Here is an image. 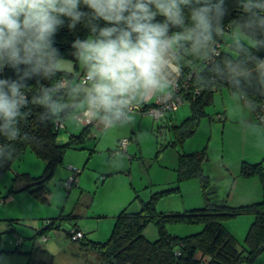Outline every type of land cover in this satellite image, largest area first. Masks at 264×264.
I'll return each instance as SVG.
<instances>
[{
	"label": "clouds",
	"instance_id": "clouds-1",
	"mask_svg": "<svg viewBox=\"0 0 264 264\" xmlns=\"http://www.w3.org/2000/svg\"><path fill=\"white\" fill-rule=\"evenodd\" d=\"M235 8L233 17L226 0H0V74L14 73L0 75V166L38 143L22 127L34 108L36 127L115 133L141 105L173 98L182 79L197 94L226 88L241 127L264 132V0ZM78 25L88 34L65 58L55 37Z\"/></svg>",
	"mask_w": 264,
	"mask_h": 264
},
{
	"label": "rangeland",
	"instance_id": "rangeland-1",
	"mask_svg": "<svg viewBox=\"0 0 264 264\" xmlns=\"http://www.w3.org/2000/svg\"><path fill=\"white\" fill-rule=\"evenodd\" d=\"M203 112L193 132H189L190 126L182 123L191 115L187 101L176 112L156 121L146 113H137L133 125L115 133L104 134L91 127L85 143L68 149L44 187L37 189L38 198L18 191L21 184L14 181L17 174L39 176L44 172L46 161L26 150L0 178V197L4 199L0 204V250L3 251L0 264H26L27 256L23 253L30 251L33 243L48 254L41 251L34 256L35 262L100 264L96 253L87 250L81 242L67 243L61 229L47 231L45 243L40 242V236L32 240L36 225L46 218L75 214L77 226L87 232L89 240L104 242L122 208L136 212L152 195L159 194L155 201L159 213L202 208L205 197L199 179L176 182L180 154L205 152L202 171L209 181L206 197L211 203L238 207L249 200L250 203L245 204L249 205L253 203L250 200L255 198L257 186L261 200L264 176L242 177L240 165L242 162L258 163L264 169V132L253 134L241 127L239 111L229 99L226 88L213 94ZM248 118L255 121L254 116ZM83 126L67 122L58 130L57 141L66 142ZM123 139H127L128 144L125 151H119L118 145ZM114 151L123 152V155L114 156ZM69 166L79 173L75 183L66 188L64 183L72 175ZM176 187L178 191L166 192ZM245 217L251 216L239 215L224 225L238 236L245 224L241 219ZM169 230L186 235L201 231L202 225L171 226ZM15 234L23 239L19 253L11 252L15 248ZM144 235L149 241H155L158 238L155 225L148 224ZM236 239L242 241V237Z\"/></svg>",
	"mask_w": 264,
	"mask_h": 264
},
{
	"label": "trees",
	"instance_id": "trees-1",
	"mask_svg": "<svg viewBox=\"0 0 264 264\" xmlns=\"http://www.w3.org/2000/svg\"><path fill=\"white\" fill-rule=\"evenodd\" d=\"M226 2L232 9V16L234 17L237 14L235 0H226ZM87 34V30L80 25L77 26L75 32L68 30L65 26L55 37L56 47L59 48L65 58L72 59L70 55L72 41L77 37L86 38ZM0 75L12 77L14 73L10 69H5ZM29 83L34 86L35 80ZM216 91H220V89L194 94L191 86L188 93L184 95L185 101L189 102L191 115L182 123L190 126L189 132L194 131L199 117L204 114V106L211 102ZM262 102H264V98H261ZM39 111L41 110L34 108L33 117L26 124L22 122L25 131H29L38 137V143L27 146L21 144L18 147L21 154L29 150L35 157L45 160L44 172L39 176L21 173L14 178V181L25 183V186L18 191L29 192L37 198L38 195H35V192L44 187L54 169L61 164L64 153L68 149L82 146L91 132V126L85 125L78 134L70 135L66 142H58V131L51 124L35 126L38 123L35 116ZM15 159L0 166V178L10 169ZM205 159L204 151L180 154L176 169L177 183L191 178L199 179L205 197V204L202 208L168 214L159 213L155 209V201L159 194H155L148 201L142 202L140 209L136 212H129L127 207L121 209L115 216L111 233L106 241L98 242L86 239L83 232V238L78 241L87 250L96 253L100 264H253L264 251V196L258 202L238 207L211 203L206 197L209 181L202 171V163ZM262 170L264 169H262L261 164L242 162L240 176L262 178L264 176ZM34 186L38 188L33 189ZM171 191H178V188L166 192ZM239 215L252 217V222L240 242L224 225L227 220ZM67 217L72 218V216L67 215L42 221L32 240L45 235L49 230H58V220L61 221ZM46 222H48L47 225ZM150 223L154 224L157 229L158 238L155 241H149L144 235V230ZM194 224H201L202 230L186 235L175 234L169 230L171 226H191ZM43 226L47 227L43 228ZM72 229L80 231L74 225H72ZM18 251V248L15 247L11 252L19 253ZM41 251L43 252L33 243L30 251L23 253L27 256L26 264H47L43 260L36 262L33 260L34 256ZM2 252L0 250V255Z\"/></svg>",
	"mask_w": 264,
	"mask_h": 264
},
{
	"label": "built area",
	"instance_id": "built-area-1",
	"mask_svg": "<svg viewBox=\"0 0 264 264\" xmlns=\"http://www.w3.org/2000/svg\"><path fill=\"white\" fill-rule=\"evenodd\" d=\"M191 87V81H186L184 79H182L180 81V86L175 94V96L167 101H153L152 103H148L145 105H141L140 108L138 109L137 113L140 114H148L149 116L152 117L153 120H160L162 118H165L168 114L174 113L177 111V109L179 108V106L185 102L184 99V95H186L188 93V90ZM194 94H196L197 92L193 89ZM264 103V102H262ZM85 125H90L91 127H93V125L91 124H85ZM64 127V126H63ZM62 127H54L55 130H59ZM128 144V140L127 139H123L119 142L118 145V150L119 151H125L126 147ZM116 152V151H115ZM68 170L72 173V175L69 177V179L64 183V187L68 188L71 185H73L76 181V176L79 173V170L74 168V167H68ZM4 202L3 198L0 197V204H2ZM46 225L48 224V222L45 223ZM47 227V226H43ZM39 230V229H38ZM37 231V230H36ZM15 240H14V245L15 247L19 248L22 246L23 244V239L15 234ZM83 238V233L81 231L78 230H74V229H69L66 232L65 235V240L67 243H72V242H77L78 240ZM47 237L46 235H42L40 236V242L45 243L47 241Z\"/></svg>",
	"mask_w": 264,
	"mask_h": 264
},
{
	"label": "crops",
	"instance_id": "crops-1",
	"mask_svg": "<svg viewBox=\"0 0 264 264\" xmlns=\"http://www.w3.org/2000/svg\"><path fill=\"white\" fill-rule=\"evenodd\" d=\"M145 104H148V103H145ZM145 104H143V105H145ZM83 125L85 126V124H83ZM19 183L21 184L20 187H19V189H21V188H23L25 186V183L23 181L22 182L19 181ZM260 192H261L260 191V187L257 186V188L255 189V198L253 200H250V201H253V203L260 201ZM248 202H249V200L248 201H245V202H241L242 204H240V205H245ZM68 216H72V218L71 217H67V218H64V220H61V221L58 220V222H57V223H59L58 230L61 229L65 233V235H66L67 230L71 229L72 228V225H74L77 229H79L81 232H83L85 234V238L88 239L87 232H85V230H83L80 227H78L77 226V223L75 222V217L77 218V216L75 214H68ZM73 217H74V219H73ZM46 219H48V218H46ZM241 220H244L243 222H245V224H243L244 225L243 228H242L243 230H241V233H238V236H237V233L231 231L230 229L228 231L231 234H233V236L235 238L242 237V240H243V238H244V236H245V234H246V232H247V230H248V228H249V226H250V224L252 222V217H245V219H241ZM41 224H42V221L39 224L36 225L37 230H38V228L40 227ZM26 252H29V251L26 250L25 253ZM43 252L45 254H47V252L45 250H43ZM240 264H246V263H240ZM253 264H264V251H262V253L260 254L259 258Z\"/></svg>",
	"mask_w": 264,
	"mask_h": 264
}]
</instances>
